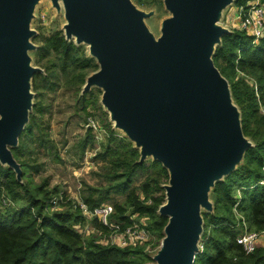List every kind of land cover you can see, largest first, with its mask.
Returning <instances> with one entry per match:
<instances>
[{
  "label": "water",
  "instance_id": "obj_1",
  "mask_svg": "<svg viewBox=\"0 0 264 264\" xmlns=\"http://www.w3.org/2000/svg\"><path fill=\"white\" fill-rule=\"evenodd\" d=\"M40 1L0 0V165L19 183L22 170L11 149L32 111V78L43 74L28 54L36 50L30 24ZM48 1L63 13L64 39L86 45L98 66L80 95L100 90L99 103L113 129L138 150V163L151 159L167 171L157 210L167 223L149 264H194L202 213H213L211 190L253 147L228 81L212 61L231 33L220 21L234 0H163L170 16L158 36L145 24L154 12L131 0Z\"/></svg>",
  "mask_w": 264,
  "mask_h": 264
},
{
  "label": "trees",
  "instance_id": "obj_2",
  "mask_svg": "<svg viewBox=\"0 0 264 264\" xmlns=\"http://www.w3.org/2000/svg\"><path fill=\"white\" fill-rule=\"evenodd\" d=\"M162 1L139 0L149 7ZM260 1L264 5V0ZM246 2L234 0L233 5L240 7ZM34 40L40 42L34 52L39 64L53 57L41 68L44 74H35L32 78L31 87L36 95L32 111L19 136L18 146L11 149L22 170V183L16 181L10 168L0 165V264L151 263V254L144 247L103 246L96 236L82 237L75 227L83 224L84 218L73 209L72 201L61 203L60 210L50 211V200L60 193L59 188L49 189L48 180L34 183L33 174L42 166L38 163L40 153L53 154L52 160L60 161L57 148L50 140L49 124L44 119L47 113L41 101L44 91H54L62 75L68 85L78 91L77 105L82 112L86 114V106L90 104L87 96L93 98L94 104L98 102L93 91L79 96L86 77L98 69L94 59L72 41L67 42L62 31L41 40L37 36ZM252 42L251 37L231 30L230 34L222 36L212 56L214 66L228 81L232 100L240 112L243 135L253 147L246 150L236 169L211 190L213 213H202V244L194 264H264V246L246 255L236 244L243 222L249 231H264V115L259 112V104L264 106V41ZM247 80L256 84L259 98ZM108 128L111 130L110 124ZM75 146L80 158L87 148L94 146L91 128ZM95 159L104 166V171L96 174L104 184L86 185L82 201L90 208L111 203L112 219L126 224L131 223L130 215L146 217V228L157 248L167 223V218L157 214L165 202L162 186L167 184V171L156 161L138 163V150L118 137H110ZM141 177L142 181L135 186ZM159 192L160 195H155ZM3 198L13 206L2 207ZM93 224L104 230L96 220Z\"/></svg>",
  "mask_w": 264,
  "mask_h": 264
},
{
  "label": "rangeland",
  "instance_id": "obj_3",
  "mask_svg": "<svg viewBox=\"0 0 264 264\" xmlns=\"http://www.w3.org/2000/svg\"><path fill=\"white\" fill-rule=\"evenodd\" d=\"M140 10L153 11L152 17L145 19V24L155 36L159 35V28L161 21L169 17L170 14L164 9L162 4H157L149 7L146 3H140L139 0H131ZM145 1V0H142ZM234 11V5H230L223 12L220 25L232 29V24L226 22L225 17L230 15ZM65 23L63 13L56 12L48 0H42L36 6L34 11V17L32 18L30 28L36 32L35 36L31 39V42L37 47L40 46L39 41H35L34 38L39 36V39L49 37L55 32L62 31V27ZM86 54L88 55L87 46L80 45ZM35 51L29 52L31 57V65L33 67L42 68L47 64L48 60H52L53 56H49L47 59L41 61L39 64ZM44 74V70H43ZM58 86L54 91H44L41 99L42 104L47 107V113L44 115V119L49 124L50 140L55 144L58 157L60 161H53V154L38 155V163L40 166L39 172L33 174L34 183L38 184L42 180H48L49 189L57 186L59 191L63 193L65 199L82 201L81 195L85 192L86 185L94 187L103 185L104 182L96 174H101L103 164L95 159V155L103 149V146L107 143L110 137L124 140L123 132L113 129L112 123L109 121L108 114L105 112L101 104L99 103L101 92L97 88H92L94 97L98 99L97 104L93 103V98L87 96L90 104L86 106V114L82 112L80 106L77 105L78 91H75L66 82V77L60 76ZM99 91V92H98ZM33 92V91H32ZM34 97L36 96L33 92ZM87 94V93H86ZM80 96V93H79ZM34 104V99H33ZM113 134H111V130ZM91 128V134L94 137V146L87 148L82 158H80L77 151L76 144L84 138L87 130ZM249 140V139H248ZM250 141V140H249ZM114 146V140L112 142ZM151 159L147 160L149 163ZM142 181V177L135 183V186ZM137 194L140 198L144 196L137 190ZM161 192L155 194L160 195ZM120 200V198H116ZM104 204V203H103ZM107 204L112 205L107 202ZM113 206V205H112ZM136 223L145 222L148 226V219L146 217L137 216L134 218ZM155 236H153L154 238ZM154 245L150 249H153L151 255L154 254ZM202 239L199 243L201 246ZM260 245L264 246V238ZM148 253V252H147Z\"/></svg>",
  "mask_w": 264,
  "mask_h": 264
},
{
  "label": "built area",
  "instance_id": "obj_4",
  "mask_svg": "<svg viewBox=\"0 0 264 264\" xmlns=\"http://www.w3.org/2000/svg\"><path fill=\"white\" fill-rule=\"evenodd\" d=\"M231 27V30H237L251 37L253 44L264 41V5L262 2L260 0H247L244 5L236 7V16ZM247 82L254 87L256 96L259 98L256 84L252 80H247ZM259 112L264 115V106L261 104H259ZM237 194L239 196V192ZM64 199L62 192L53 197L50 200V211L60 210V204L69 200ZM72 205L73 209L78 210L84 218V223L75 227L82 237L96 236L99 243L103 246H115L118 248L144 247L145 251L151 254L153 250L150 249L153 245L152 236L149 234L145 222H135L136 214L130 215L129 220L131 223L126 224L125 222L112 219L114 208L110 204L104 203L90 208L83 201L73 200ZM1 206L7 208L13 206V204L8 199L3 198ZM235 214L237 215L236 212ZM94 220L104 230L96 227L93 224ZM263 238L264 231H249L243 222L242 231L236 237V244L248 255L260 246Z\"/></svg>",
  "mask_w": 264,
  "mask_h": 264
},
{
  "label": "crops",
  "instance_id": "obj_5",
  "mask_svg": "<svg viewBox=\"0 0 264 264\" xmlns=\"http://www.w3.org/2000/svg\"><path fill=\"white\" fill-rule=\"evenodd\" d=\"M235 16H236V7L234 6V11L230 15L225 17L226 22H230L232 24ZM260 246H263V245H260Z\"/></svg>",
  "mask_w": 264,
  "mask_h": 264
}]
</instances>
